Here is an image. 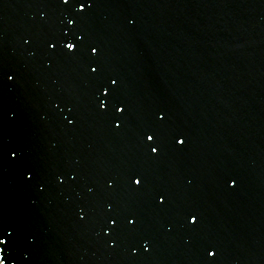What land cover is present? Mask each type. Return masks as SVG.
<instances>
[{
	"label": "water",
	"instance_id": "water-1",
	"mask_svg": "<svg viewBox=\"0 0 264 264\" xmlns=\"http://www.w3.org/2000/svg\"><path fill=\"white\" fill-rule=\"evenodd\" d=\"M0 259L264 264V0H0Z\"/></svg>",
	"mask_w": 264,
	"mask_h": 264
},
{
	"label": "snow or ice",
	"instance_id": "snow-or-ice-1",
	"mask_svg": "<svg viewBox=\"0 0 264 264\" xmlns=\"http://www.w3.org/2000/svg\"><path fill=\"white\" fill-rule=\"evenodd\" d=\"M66 2H67V0H65V3H66ZM72 47H73V46H72L71 44L68 45V48H69L70 50L72 49ZM148 139H149V140H152V137L149 136ZM181 143H183V141H181ZM153 151H155V149H153ZM136 183L139 184L140 181L137 180ZM193 222H194V221H193ZM0 264H3V259H0Z\"/></svg>",
	"mask_w": 264,
	"mask_h": 264
}]
</instances>
